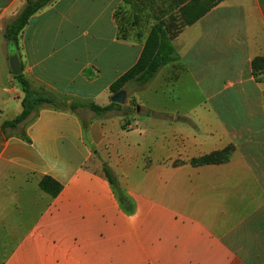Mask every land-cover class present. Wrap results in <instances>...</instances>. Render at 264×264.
<instances>
[{
    "label": "crops",
    "instance_id": "0c3cea01",
    "mask_svg": "<svg viewBox=\"0 0 264 264\" xmlns=\"http://www.w3.org/2000/svg\"><path fill=\"white\" fill-rule=\"evenodd\" d=\"M26 1L0 0V125L22 111L12 53L53 103L0 133V264H264V82L251 73L264 0L176 20L175 60L102 115L89 105L110 104L153 21L122 40L123 0H54L8 48L5 27ZM227 147L225 163L190 164ZM44 177L57 195L40 189Z\"/></svg>",
    "mask_w": 264,
    "mask_h": 264
},
{
    "label": "trees",
    "instance_id": "16d2710c",
    "mask_svg": "<svg viewBox=\"0 0 264 264\" xmlns=\"http://www.w3.org/2000/svg\"><path fill=\"white\" fill-rule=\"evenodd\" d=\"M54 0H27L23 9L20 13L6 25L3 38L7 44L8 48H14L18 44V36L21 33L22 29L27 23V20L35 14L37 11L50 4ZM221 0H211L205 4H200L198 1H191L187 4L178 3L172 6H169V10L174 6L176 11L174 13H168L164 11H159L158 16L153 18L155 23L150 26L149 32L143 44L141 54L135 63L127 72H125L121 77H119L109 88L111 94H114L124 88L130 82H135L139 85H144L149 82L158 69L167 63L175 60V50L172 46L170 40L178 32V27H176L175 21L179 20L180 25L187 26L193 24L201 16H203L211 7ZM146 1L142 0H123L121 5L117 7L114 12V19L117 23L118 28V37L122 40H127V32L124 30V23L129 24L131 19V26L138 25L140 23V13L141 4L142 8ZM130 5L132 8L131 14H126L125 17L121 15L122 6ZM170 12V11H169ZM125 14V12H123ZM168 16V19L165 20L164 17ZM168 23V24H167ZM174 29L173 33H169L170 28ZM140 36L137 34L136 38ZM251 73L257 82H264V57H256L251 61ZM15 80L20 84V87L24 93V97L21 101L22 111L11 121H5L0 125V133H3L6 129L15 128L22 122H24L30 113L37 106H40L44 103H53L52 100L41 93L34 92L30 89V86L27 80L23 77L22 74L14 76ZM120 105L110 103L105 107H99L96 105H89V109L93 111L96 115H102L110 110L120 108ZM71 109L76 108V106H71ZM232 152L231 147H227L222 151L214 152L209 155L203 156L198 159H193L190 161L192 166L200 165H214L222 164L228 161L230 154ZM104 174L109 181V183L116 187L114 178L112 177L110 171L104 167ZM39 187L44 192L55 196L60 191V186L55 183L52 179L44 177L39 182Z\"/></svg>",
    "mask_w": 264,
    "mask_h": 264
},
{
    "label": "rangeland",
    "instance_id": "374dc122",
    "mask_svg": "<svg viewBox=\"0 0 264 264\" xmlns=\"http://www.w3.org/2000/svg\"><path fill=\"white\" fill-rule=\"evenodd\" d=\"M142 1H144V0H142ZM145 1H146L147 5H145L143 2H141L142 5L144 4L143 8H142L141 4H138V5H140L141 12H142V13H140L141 14L140 15V17H141L140 22L141 23H139V25H140L139 27H141L142 24H144V23L145 24L149 23V21H153L152 23H155V20L153 18L156 17L155 15L158 16L159 11H164V12H166L165 14L174 13L176 11V8H174V6L169 10V6L170 5L172 6V4L175 5L178 3H189L193 0H145ZM194 1H198L200 4H204V3H207L208 1H211V0H194ZM130 2H131V0H130ZM131 8L132 7L130 5L122 6L121 15L123 17H125L126 14L127 15L131 14L132 13ZM147 10H148V12H147ZM123 12H125V14ZM168 16L169 15H166L164 17V19L167 20ZM129 20L131 22V19H129ZM130 22L128 25L124 23V25H125L124 30H126V32H127V38H128L127 40H135L136 35L137 34L139 35L142 30L141 29L139 30L137 28L138 25L131 26ZM137 108H138V106L136 105L135 110Z\"/></svg>",
    "mask_w": 264,
    "mask_h": 264
},
{
    "label": "water",
    "instance_id": "95a60500",
    "mask_svg": "<svg viewBox=\"0 0 264 264\" xmlns=\"http://www.w3.org/2000/svg\"><path fill=\"white\" fill-rule=\"evenodd\" d=\"M8 65H9V69L13 76H17L21 74L19 59L16 53H12L9 55ZM125 98H126V92L122 89L111 95L110 103H113L116 105H123ZM136 110H138V108Z\"/></svg>",
    "mask_w": 264,
    "mask_h": 264
}]
</instances>
